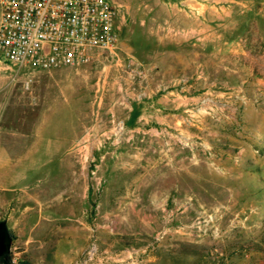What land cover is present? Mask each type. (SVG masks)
I'll use <instances>...</instances> for the list:
<instances>
[{
  "label": "rangeland",
  "instance_id": "obj_1",
  "mask_svg": "<svg viewBox=\"0 0 264 264\" xmlns=\"http://www.w3.org/2000/svg\"><path fill=\"white\" fill-rule=\"evenodd\" d=\"M108 1L109 53L0 60L11 263L264 264V0Z\"/></svg>",
  "mask_w": 264,
  "mask_h": 264
},
{
  "label": "built area",
  "instance_id": "obj_2",
  "mask_svg": "<svg viewBox=\"0 0 264 264\" xmlns=\"http://www.w3.org/2000/svg\"><path fill=\"white\" fill-rule=\"evenodd\" d=\"M116 41L108 0H0V60L18 68L85 65Z\"/></svg>",
  "mask_w": 264,
  "mask_h": 264
},
{
  "label": "crops",
  "instance_id": "obj_3",
  "mask_svg": "<svg viewBox=\"0 0 264 264\" xmlns=\"http://www.w3.org/2000/svg\"><path fill=\"white\" fill-rule=\"evenodd\" d=\"M23 176H19L18 174H16L15 176H12V178H10V183H9V186H7V187H2V186H0V198H2V197H4V196H6V194L8 195V191H11V194H12V192H14V191H16V193H14L13 195H8V196H11L10 198L12 199L13 197H15V199H17V195H19V194H24L25 193V195H27V193L26 192H28V190H29V188L31 187H28L27 185L26 186H24V187H18L17 186V184H18V182H20L21 181V178H22ZM33 188H34V185H33ZM30 198H31V200H35V195L34 194H32V195H28ZM4 223V222H3ZM5 224V223H4ZM17 229V228H16ZM8 231V230H7ZM9 232V231H8Z\"/></svg>",
  "mask_w": 264,
  "mask_h": 264
},
{
  "label": "water",
  "instance_id": "obj_4",
  "mask_svg": "<svg viewBox=\"0 0 264 264\" xmlns=\"http://www.w3.org/2000/svg\"><path fill=\"white\" fill-rule=\"evenodd\" d=\"M10 236L5 224L0 222V257L9 253L10 250Z\"/></svg>",
  "mask_w": 264,
  "mask_h": 264
},
{
  "label": "trees",
  "instance_id": "obj_5",
  "mask_svg": "<svg viewBox=\"0 0 264 264\" xmlns=\"http://www.w3.org/2000/svg\"><path fill=\"white\" fill-rule=\"evenodd\" d=\"M0 264H12V263H11V261H10L9 256H3V257L0 259Z\"/></svg>",
  "mask_w": 264,
  "mask_h": 264
},
{
  "label": "flooded vegetation",
  "instance_id": "obj_6",
  "mask_svg": "<svg viewBox=\"0 0 264 264\" xmlns=\"http://www.w3.org/2000/svg\"><path fill=\"white\" fill-rule=\"evenodd\" d=\"M9 236H10V239H11V241H12V238H11V234L9 233ZM11 243V242H10ZM9 255V253L8 254H6V255H4V256H8ZM3 256H1L0 257V259L2 258Z\"/></svg>",
  "mask_w": 264,
  "mask_h": 264
}]
</instances>
